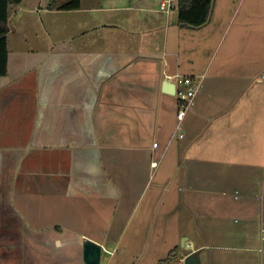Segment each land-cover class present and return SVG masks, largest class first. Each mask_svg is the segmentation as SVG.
<instances>
[{"label": "crops", "instance_id": "crops-1", "mask_svg": "<svg viewBox=\"0 0 264 264\" xmlns=\"http://www.w3.org/2000/svg\"><path fill=\"white\" fill-rule=\"evenodd\" d=\"M49 3L8 11L0 264H86L85 240L102 264L183 240L201 264H264V11L191 28L160 0ZM174 75H205L183 139Z\"/></svg>", "mask_w": 264, "mask_h": 264}, {"label": "trees", "instance_id": "trees-1", "mask_svg": "<svg viewBox=\"0 0 264 264\" xmlns=\"http://www.w3.org/2000/svg\"><path fill=\"white\" fill-rule=\"evenodd\" d=\"M22 0H0V76L7 74L8 40L7 21L8 11L13 5ZM215 0H178V18L182 25L191 28H200L210 19ZM77 10L81 8V0H50L49 9ZM183 257L179 249L170 252L162 264H177Z\"/></svg>", "mask_w": 264, "mask_h": 264}, {"label": "built area", "instance_id": "built-area-1", "mask_svg": "<svg viewBox=\"0 0 264 264\" xmlns=\"http://www.w3.org/2000/svg\"><path fill=\"white\" fill-rule=\"evenodd\" d=\"M178 0H160V11L169 15L173 10L177 8ZM205 75L183 76L174 75L168 76L167 80L176 85V97H177V125L176 134L180 139H183L185 135L182 132V126L186 119V116L196 103V98L203 87ZM154 148H158V143H154ZM159 161L152 163L153 167H158ZM185 258L180 259V264H185Z\"/></svg>", "mask_w": 264, "mask_h": 264}, {"label": "rangeland", "instance_id": "rangeland-1", "mask_svg": "<svg viewBox=\"0 0 264 264\" xmlns=\"http://www.w3.org/2000/svg\"><path fill=\"white\" fill-rule=\"evenodd\" d=\"M177 11V10H174ZM213 11H242L240 17L244 16L246 11H264V0H215ZM236 13V14H237ZM14 34H11V38ZM17 39V36H16ZM15 39V40H16ZM187 245L185 247H180L181 256L183 258L187 257L192 248L189 247V241H186ZM182 246V241H181ZM108 255L106 252L102 255V262L108 263ZM177 264H180L177 262Z\"/></svg>", "mask_w": 264, "mask_h": 264}, {"label": "water", "instance_id": "water-1", "mask_svg": "<svg viewBox=\"0 0 264 264\" xmlns=\"http://www.w3.org/2000/svg\"><path fill=\"white\" fill-rule=\"evenodd\" d=\"M164 90L172 95L176 93V85L168 80L164 84ZM182 247H185V241H182ZM103 247L92 241H84V261L86 264H102ZM185 264H201L199 256L190 254L185 259Z\"/></svg>", "mask_w": 264, "mask_h": 264}]
</instances>
